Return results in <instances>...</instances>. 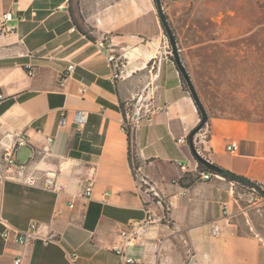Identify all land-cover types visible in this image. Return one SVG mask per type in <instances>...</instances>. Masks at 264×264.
<instances>
[{
  "label": "crops",
  "instance_id": "obj_1",
  "mask_svg": "<svg viewBox=\"0 0 264 264\" xmlns=\"http://www.w3.org/2000/svg\"><path fill=\"white\" fill-rule=\"evenodd\" d=\"M155 5V0H0V13L26 18L13 21L15 33L0 37L5 96L0 99V264H14L20 254L24 264H74L67 256L74 251L76 264H121L112 248L117 243L143 264H260V242L243 232L247 206L239 203L238 183L221 174L201 180L191 146L178 143L199 124L200 113L169 57ZM102 36L129 59L123 79H108V53L96 46ZM30 64L36 65L33 76L26 70ZM71 64L75 70L63 84L60 73ZM142 79L150 85H140ZM83 83L89 86L84 95ZM144 86L149 95L156 93L161 108L134 128L136 177L120 106L145 96ZM76 109L88 112L83 126L73 122ZM62 112L65 127L59 124ZM207 130L209 136H195L204 156L264 186L263 121L211 118ZM17 133L31 141L17 153L18 162L28 166L23 172L4 159ZM231 141L239 143L238 151L226 150ZM181 164L189 169L183 171ZM46 172L60 174L65 191L25 182L30 174ZM93 174L92 196L80 197ZM149 186L170 207V222L140 228L146 208L165 212ZM57 209L63 215L54 221ZM33 220L58 232L61 242L23 246L2 236L6 225L23 230ZM215 224L219 236L213 234ZM132 229L139 233L127 244L122 233Z\"/></svg>",
  "mask_w": 264,
  "mask_h": 264
},
{
  "label": "rangeland",
  "instance_id": "obj_2",
  "mask_svg": "<svg viewBox=\"0 0 264 264\" xmlns=\"http://www.w3.org/2000/svg\"><path fill=\"white\" fill-rule=\"evenodd\" d=\"M161 1L209 121L264 122V0ZM162 27L165 47L174 59ZM124 61L128 64L129 59ZM148 83L140 81V85ZM144 90L145 96L142 92L137 101H130L132 108L152 101L156 93L149 95L148 87ZM207 125L199 133L209 136ZM237 185L239 203L247 206L243 232L260 242V264H264V194L248 185Z\"/></svg>",
  "mask_w": 264,
  "mask_h": 264
},
{
  "label": "built area",
  "instance_id": "obj_3",
  "mask_svg": "<svg viewBox=\"0 0 264 264\" xmlns=\"http://www.w3.org/2000/svg\"><path fill=\"white\" fill-rule=\"evenodd\" d=\"M24 15H18L15 14L13 11H5L3 13H0V37H7L12 35L16 32L17 27L13 24L14 20L23 21L25 20ZM103 22L102 18H97L96 23L98 25H101ZM73 30H76V27L72 28ZM96 46L98 48V51L100 52H107L108 53V64L111 68V73L108 76V79L110 81H117L119 79L124 78V68L127 66V62L124 61V59H127L125 54L121 52L120 50L116 49V46L114 45L113 41L108 39L106 36H102L96 40ZM26 70L30 76H33L36 72V65L30 64L26 67ZM75 70V65L71 64L67 68L66 71L60 73V82L65 84L67 81L72 77V74ZM150 85V83H149ZM89 89V86L86 84H82L80 87V93L84 95ZM154 91L159 90V85L156 84L153 86ZM4 94L0 92V99L4 98ZM155 96L152 95V101L148 102L146 104H142L139 107L132 108L130 106V103H127L124 105V128L127 131L128 129H131V131H134L135 126L140 125L141 121L143 119H146L148 122L152 120V113L155 110L160 109L161 107L154 102ZM88 121V112L81 109H76L73 112V122L78 126H83ZM68 123V118L65 112H62L61 118H60V126L65 127ZM53 137L48 136V142H52ZM31 143L29 138L22 134L17 133L14 143L5 149L4 151V159L7 162L9 168L16 167V169L19 172H23L27 169L26 164H20L17 160V153L23 149L24 147L28 146ZM178 143H188V137L186 136H180L178 138ZM239 149V143L237 141H231L226 146V150L228 152H236ZM181 169L183 171H187L189 169L188 164H181ZM199 164L197 166L196 171H198L197 177L201 180H208L212 176L216 175L219 176L220 174L214 173L211 171H206L203 169L198 168ZM95 174V173H94ZM91 175L89 177L87 185H85L81 191L79 192L80 197L89 198L92 196L94 191V183H95V175ZM138 176V173L136 175ZM25 182L29 185L33 186H40L44 189H47L49 191L59 193L63 192L66 189V185L64 181L60 178V174L54 173V172H46L42 175H35L30 174L25 178ZM142 182L148 185L147 181L142 179ZM147 189H149L151 192H153L155 196V200L158 204H160L161 207H163V210L165 211L162 214H159L155 212L154 210H150L146 208L147 216L146 219L139 224L140 228L144 225L153 224L156 222H170V216L168 215V205H166V202L163 197H161L158 193L154 192L153 188L149 186ZM70 207L73 208L74 204L71 203ZM224 215H228V207L226 204H224L223 209ZM63 210L57 209L54 212L53 220L58 221L62 218ZM43 223L39 220H33L29 224V226L26 229H18L13 228L9 225H6L5 230L2 232V236L6 239H13L15 242H17L20 245L26 246L29 244H33L37 240H41L44 244H50V243H60L61 242V235L56 231H45L43 230ZM139 233V230L132 229L128 232H123L122 236H124L125 241L127 244L131 243L132 237ZM213 234L215 236L220 235V225L215 224L213 229ZM126 246V245H125ZM121 243H117L113 245V250H115L121 257H122V263L121 264H143V262L134 256L128 255L126 252V248ZM68 258L72 261V263L76 264L77 259L79 257L78 253L76 251L74 252H67ZM14 264H24V257L22 254L18 255L14 259Z\"/></svg>",
  "mask_w": 264,
  "mask_h": 264
},
{
  "label": "water",
  "instance_id": "obj_4",
  "mask_svg": "<svg viewBox=\"0 0 264 264\" xmlns=\"http://www.w3.org/2000/svg\"><path fill=\"white\" fill-rule=\"evenodd\" d=\"M155 2H156V7L159 11V16H160V20L162 22V25L165 27L166 32L168 34V37H169V40H170V43L172 46V53H173V56L175 58L176 65H177L178 69L180 70V72L182 73V75H183V77H184V79H185V81H186V83L190 89L192 99L194 100L198 110L201 111L202 116L200 117L199 124L188 135V143L191 146V149H192V152H193L195 159L199 163H203L208 168L214 170L216 173H218V174L226 173L227 176L236 179L239 183L247 184V185L251 186L252 188L258 190L259 193L264 194L263 187H261L260 184H258L256 181H254L248 177L239 175L233 171L225 170L224 167L220 166L216 162H214V161L208 159L206 156H204L199 151V149L197 148L196 142H195V136L208 123L209 115L202 105L200 97H199L197 90L195 88V85L193 83L192 77H191L188 69L186 68L184 61L181 57L177 39H176L175 34H174V32L170 26L168 19L166 17L162 1L161 0H155Z\"/></svg>",
  "mask_w": 264,
  "mask_h": 264
},
{
  "label": "trees",
  "instance_id": "obj_5",
  "mask_svg": "<svg viewBox=\"0 0 264 264\" xmlns=\"http://www.w3.org/2000/svg\"><path fill=\"white\" fill-rule=\"evenodd\" d=\"M166 17H167V19H168V16H167V15H166ZM173 61L175 62V58L173 59ZM175 64H176V62H175ZM176 67H177V65H176ZM177 69H178V67H177ZM178 70H179V69H178ZM179 72H180V70H179ZM180 74H181V77H182L183 82L185 83V85H187V83H186V81H185V79H184V77H183V75H182L181 72H180ZM120 107H121V110H122V112H123V114H124V116H125V113H124V104L122 103ZM199 113H200V115H201V111H200V110H199ZM201 116H202V115H201ZM127 133H128V141H129V159H130V162H131V164H132V168H133L134 174L137 175V173H138V167H139L138 165H139V164H138V162L136 161V145H135L134 131H131V129H128V130H127ZM199 165H200V167H201L202 169H204V170H208V171H211V172L216 173L214 170L208 168V167L205 166L203 163H199ZM224 169H225V170H228V169H226V168H224ZM221 175L225 176L226 178H228V179H230V180H233V181L238 182L236 179L227 176L226 173H222ZM238 183H239V182H238ZM242 184H244V183H242ZM258 184H259V183H258ZM244 185H247V184H244ZM248 186H249V185H248ZM260 186L263 187V185H261V184H260ZM250 187H251V186H250Z\"/></svg>",
  "mask_w": 264,
  "mask_h": 264
}]
</instances>
